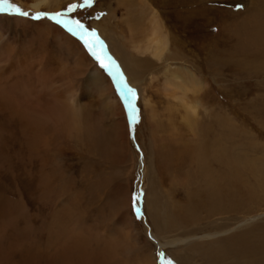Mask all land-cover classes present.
<instances>
[{
    "label": "rangeland",
    "instance_id": "rangeland-1",
    "mask_svg": "<svg viewBox=\"0 0 264 264\" xmlns=\"http://www.w3.org/2000/svg\"><path fill=\"white\" fill-rule=\"evenodd\" d=\"M7 2L30 15L0 11V217L4 223L9 220L0 237V264H53L47 258L52 254L60 256L55 264H233L229 258L212 261L181 245L161 246L164 240L232 228L246 217L258 218L241 231L264 227V180L242 168L229 172L224 158L211 159L212 174L187 160L172 164L181 146L168 137L164 81L180 66L201 83L196 127L200 136L206 131L207 148L227 145L233 161L242 150L249 157L252 151L260 152L262 146L256 144L264 145V0H146L144 9L138 8L139 0H130V8H124L123 0H93L91 7L72 12L68 7L84 0H49L41 10L32 8L35 0ZM145 8L161 14L170 36L167 59L177 61L169 59L162 64L165 68L148 56L140 58L133 45L109 28L96 26L111 21L120 36L130 37L121 24L126 10L134 23ZM56 12L95 30L105 45L102 54L115 61L136 92L138 123L130 124L120 90L84 41L49 16L33 18ZM190 96L188 101L196 102ZM143 99H151L154 121ZM23 115H31L39 130L29 127ZM261 168L264 175V165ZM210 190L224 202L210 205ZM60 225L76 231L83 240L80 247L73 246L77 235L69 236ZM256 229L257 235L264 234V228ZM7 246L11 251L2 254Z\"/></svg>",
    "mask_w": 264,
    "mask_h": 264
},
{
    "label": "bare ground",
    "instance_id": "bare-ground-1",
    "mask_svg": "<svg viewBox=\"0 0 264 264\" xmlns=\"http://www.w3.org/2000/svg\"><path fill=\"white\" fill-rule=\"evenodd\" d=\"M132 1V0H131ZM140 1V5L138 6V8L140 9V6L142 4H144L145 6L147 5L146 0H139ZM123 6L124 8H130L131 4L133 5L134 3H131L130 0L126 1L123 0ZM130 3V5H126ZM138 3V2H137ZM49 4V0H35V2L32 4V8L34 10H41L43 7H46ZM136 6V5H135ZM117 7V6H116ZM121 7V6H120ZM137 8V7H136ZM142 9H144L141 6ZM151 8V7H150ZM146 9V8H145ZM131 10V9H130ZM136 10V9H135ZM112 11V10H111ZM139 10H137L136 13H138ZM149 12V13H148ZM126 16L125 17V21H122L121 24H123L122 26L125 25L128 33L130 34V37L127 35H122L120 36V32L117 33L116 32V28L117 27H113L112 23L110 22H100L98 23L96 26L99 28H104L107 29L109 28L112 33H116L115 36L118 37V39H122V42H128L131 45H133L135 53L140 57L143 58V56H148L150 58H152V60L154 61V63L156 65H162L163 63H165L166 61L168 62V60L170 58L167 59V55L168 52L171 50L172 47V43L170 40V36L167 33L166 27H165V23L163 20V17L161 16L160 13H158V11L156 9H146V11L144 12L143 16L141 17H136L138 19L135 20L134 23H132L131 18L129 19V13H127V10L125 12ZM117 15V14H116ZM133 16V15H132ZM116 17V16H115ZM108 18V17H107ZM116 19V18H115ZM120 19V18H119ZM122 19V18H121ZM112 20V19H111ZM114 20V18H113ZM117 21V20H116ZM119 23V20H118ZM51 25V24H50ZM115 25V24H113ZM113 27V28H110ZM117 26V25H115ZM59 29V28H58ZM100 31V30H99ZM62 32V31H61ZM135 34L138 36L135 39ZM64 35V34H63ZM105 35V34H104ZM114 36V37H115ZM67 41V39H66ZM73 42V41H72ZM117 43V42H116ZM174 44V43H173ZM62 45V44H61ZM75 45V44H74ZM73 45V47H74ZM79 45V44H78ZM70 46V45H69ZM115 48V47H114ZM118 48V47H117ZM185 48V47H184ZM80 49V48H79ZM116 49V48H115ZM119 49V48H118ZM171 52V51H170ZM169 52V53H170ZM115 54V53H114ZM121 57V56H119ZM190 59V58H189ZM212 59V58H211ZM122 60V59H121ZM170 60H176V57H171ZM177 61V60H176ZM196 62V61H195ZM182 63V62H181ZM216 63V62H215ZM175 65V64H174ZM127 66V65H126ZM125 66V68H126ZM163 66V65H162ZM165 66V65H164ZM163 66V67H164ZM174 67V66H173ZM196 67H198L196 65ZM165 68V67H164ZM168 67H166L167 69ZM191 68V67H190ZM178 70H174V71H168L169 74L168 76L165 78L164 81V92L167 93L168 98V106H167V111L169 112V125H168V137L172 138L171 141L173 143H177L179 142L180 146H181V150H178L179 153V158L176 160L173 158L172 160V164L174 163V166H179L180 164H182L183 161L187 160V162H189L190 164H192L194 167H197L199 170L201 169V171L205 172L206 174H212L214 172V169L211 167V159L214 158H224L225 161L223 162L226 166V168H229V172L230 170H233L234 172L238 171V168H242L244 170H249L250 173L252 174V176H256L258 179H260L259 181L262 182L264 175H262V168L264 165V162H262V159L264 157V145H260L259 143L256 144L259 146H262V149L260 152H254L252 151L251 154H253L254 156H248L246 154V152H244L243 150L240 151V153L238 154V156L235 158L231 157V154H229V150L227 147V145L221 146V148L219 149V147H214L215 145L210 146L211 142H209V148H207V144L203 143L204 138H205V132L203 133L202 131H200V134H198V129L196 127L197 121L200 120V114H199V110L202 107L201 103H200V95L202 92V85L200 82L197 81V77H194L193 75L190 76L189 71L185 70L184 68L177 66ZM163 71V70H162ZM167 72V70H166ZM92 73V72H91ZM142 73V72H141ZM161 73V71H160ZM159 73V74H160ZM95 74L97 75L98 79L102 76L100 74V72L97 70L95 72ZM195 74V73H194ZM164 75V73H163ZM91 76V75H89ZM196 76V75H195ZM95 77V76H94ZM200 77V76H199ZM91 78V77H90ZM103 78V77H102ZM199 79V78H198ZM97 80V79H96ZM104 80V79H103ZM101 81V80H99ZM104 82V81H103ZM106 83V81H105ZM132 83V82H131ZM110 84V83H109ZM144 84V83H143ZM149 84V83H148ZM108 86V85H107ZM139 88V87H138ZM204 88V87H203ZM108 93V92H107ZM145 94V93H144ZM163 94V93H162ZM190 94H192V98H194V100H196V102H190L188 101L189 99H191ZM1 95V94H0ZM166 96V95H165ZM148 97V95H147ZM30 99V98H29ZM149 99V98H148ZM148 99H143V103L145 104L146 108H149V116L150 119L154 121L155 119V114L153 113V109H150V107L152 106L150 101ZM7 101V100H6ZM9 101V100H8ZM11 101V99H10ZM9 101V102H10ZM12 102V101H11ZM5 103V102H4ZM8 103V102H6ZM13 103V102H12ZM74 104V103H73ZM110 104V103H109ZM76 105V104H75ZM112 105V104H110ZM79 106L76 107V109H78ZM75 109V106L73 107ZM68 109V108H67ZM71 109V108H70ZM80 109V108H79ZM63 110V109H62ZM73 110V109H72ZM19 111V110H18ZM23 111V110H22ZM28 111V110H27ZM25 112V111H23ZM38 112V111H37ZM119 112V111H118ZM156 112V111H155ZM65 113V112H64ZM79 114V112L77 113V115ZM68 115V114H67ZM148 115V114H147ZM31 115H26L23 117H26V124H28L29 127L32 126V129L35 130H39L38 126H36L37 123L33 122L32 123V117H30ZM81 116V115H80ZM225 117V116H224ZM223 117V119H224ZM17 118V117H16ZM157 118V117H156ZM76 119V118H75ZM78 119V118H77ZM81 119V118H80ZM68 120V119H67ZM78 120H76L77 122ZM81 122V121H80ZM150 122V121H149ZM221 123V122H220ZM37 128H36V127ZM27 127V126H26ZM25 128V127H24ZM123 128V127H122ZM228 128V127H227ZM121 129V128H120ZM162 129V127H161ZM28 130V129H26ZM225 131V130H224ZM222 131V132H224ZM226 132V131H225ZM31 133V132H29ZM37 133V132H36ZM35 135H39L36 134ZM41 133V132H40ZM227 134V133H226ZM34 135V136H35ZM124 135V134H123ZM154 135V134H153ZM219 135V134H218ZM40 136V135H39ZM38 136V137H39ZM220 136V135H219ZM218 136V137H219ZM228 136V134H227ZM226 136V137H227ZM156 137V136H155ZM202 137L201 142H199V139ZM225 137V136H224ZM231 137V136H229ZM27 138V137H26ZM31 138V137H29ZM43 137H41L42 139ZM38 139V138H37ZM220 139V138H219ZM228 139V138H227ZM29 140V139H28ZM34 140V139H33ZM39 140V139H38ZM223 140V139H222ZM232 140V139H231ZM221 141V140H220ZM250 141V139H249ZM42 142V141H41ZM214 142V141H213ZM233 142V141H232ZM248 142V141H247ZM253 142V141H252ZM32 143V142H31ZM43 143V142H42ZM41 143V144H42ZM221 143V142H220ZM227 143V142H226ZM229 143V142H228ZM36 144V143H35ZM47 145V143H45ZM215 144V142H214ZM218 144V143H217ZM231 144V143H229ZM247 144V143H246ZM253 144V143H252ZM26 145V144H25ZM40 145V144H39ZM45 146V145H44ZM43 146V147H44ZM50 146V145H49ZM243 146V145H242ZM250 146V145H249ZM258 146V147H259ZM25 147V146H24ZM46 147V146H45ZM30 148V147H28ZM39 149V147L37 148ZM250 149V148H249ZM248 149V150H249ZM255 149V148H253ZM53 150V149H52ZM38 151V150H37ZM48 153L49 149L46 150ZM176 151V150H175ZM32 152V151H31ZM56 152V150H55ZM233 152V151H232ZM248 152V151H247ZM29 153V152H28ZM33 153V152H32ZM39 153V151H38ZM238 153V151L236 152ZM41 154V153H39ZM43 154V153H42ZM41 154V155H42ZM33 154H31L32 156ZM55 155V154H54ZM30 156V155H29ZM38 156V155H36ZM33 157V156H32ZM42 157V156H41ZM44 157V156H43ZM47 158V156H45ZM51 157V156H50ZM54 157V156H53ZM37 159V157H36ZM38 159H40V157H38ZM50 159V158H49ZM41 160V159H40ZM38 160V161H40ZM44 160V159H43ZM46 160V159H45ZM55 160V159H53ZM52 160V161H53ZM216 160V159H215ZM223 160V159H222ZM259 160V161H258ZM181 161V162H180ZM214 161V160H213ZM219 161V160H218ZM264 161V160H263ZM41 162V161H40ZM38 162V163H40ZM56 162V161H54ZM47 163V162H46ZM53 163V162H52ZM220 164V163H219ZM215 166V165H213ZM44 167V166H41ZM28 170V169H27ZM34 171V170H33ZM29 172V171H28ZM27 173V172H26ZM36 173V171H35ZM24 174V173H22ZM33 174V173H32ZM245 174V173H244ZM244 174H240L243 175ZM44 175V174H42ZM49 175V174H48ZM239 175V176H240ZM28 176V175H27ZM34 176V175H33ZM189 176V175H187ZM213 176V175H212ZM215 176V175H214ZM225 176V175H224ZM229 176V175H228ZM234 176V175H233ZM47 177V176H46ZM231 177V176H230ZM229 178V177H228ZM256 178V179H257ZM45 179V178H44ZM248 179V178H247ZM246 179V180H247ZM46 180V179H45ZM207 180V179H206ZM234 180V179H233ZM241 180V179H240ZM252 180V179H251ZM44 181V180H43ZM213 181V180H212ZM236 181V180H235ZM233 181V182H235ZM238 181V180H237ZM254 181V180H253ZM48 182V181H47ZM217 182V181H216ZM232 182V181H231ZM247 182V181H246ZM215 183V182H214ZM211 184V182H210ZM237 184V183H236ZM264 184V183H263ZM184 185V184H183ZM206 185L208 186L209 184L206 183ZM214 185V184H213ZM218 185V184H217ZM225 185V183H224ZM223 185V186H224ZM239 185V184H237ZM249 184H246V187ZM251 185V184H250ZM257 185V184H256ZM255 185V186H256ZM30 186V185H29ZM201 186V185H200ZM199 186V187H200ZM219 186V185H218ZM217 186V188H219ZM254 186V187H255ZM260 186V185H259ZM204 187V186H203ZM230 187V186H229ZM236 187V186H235ZM245 187V186H244ZM262 187V186H261ZM206 188V187H205ZM209 188V187H208ZM213 188V187H211ZM248 188V187H247ZM207 189V188H206ZM225 189V188H224ZM232 189V188H231ZM237 189V188H236ZM242 189V188H241ZM43 190V188H42ZM214 191V189H212ZM210 190V198L208 200V202H210V205L212 204L213 207L216 206L220 201H223L224 199H219V197H217V195H214V192ZM221 190V188H220ZM219 190V191H220ZM228 190V189H227ZM249 190V189H248ZM44 191V190H43ZM218 190L216 192H219ZM28 192V191H27ZM199 192V191H198ZM208 192V191H205ZM243 192V191H242ZM241 192V193H242ZM245 192V191H244ZM254 192V191H253ZM252 192V193H253ZM3 193V192H2ZM221 193V192H220ZM229 193V192H228ZM240 193V192H239ZM250 193V192H249ZM257 193V192H256ZM44 194V193H43ZM198 194V193H197ZM237 194V193H235ZM4 195V194H3ZM209 195V194H208ZM213 195V196H212ZM228 195V194H227ZM250 195V194H249ZM253 195V194H252ZM251 195V196H252ZM41 196V195H40ZM200 196V195H199ZM202 196V195H201ZM207 196V195H206ZM221 196V195H220ZM230 196V197H229ZM229 198L231 199V195L229 194ZM247 196V195H246ZM245 196V197H246ZM257 196V195H256ZM225 197V196H224ZM227 197V199H228ZM243 199L245 198L244 196H242ZM191 199V198H190ZM195 199V198H194ZM200 200V199H199ZM4 201V200H3ZM192 201V200H191ZM202 201V200H201ZM206 201V200H205ZM229 199H228V203H229ZM207 202V201H206ZM224 202V201H223ZM222 202V203H223ZM25 203V202H24ZM243 203V202H242ZM151 204V202H150ZM204 204V203H203ZM203 204H201V206H203ZM230 204V203H229ZM248 204V203H247ZM190 205V204H189ZM200 205V204H199ZM198 205V206H199ZM206 205V204H204ZM3 206V205H2ZM196 206V205H195ZM222 206V205H220ZM244 206V205H243ZM242 206V207H243ZM1 207V206H0ZM200 207V206H199ZM212 207V206H211ZM225 207H227V205L225 204ZM236 208V206H234ZM241 207V206H239ZM204 208H206L204 206ZM217 208V207H216ZM216 208L214 211H216ZM223 208V207H222ZM211 209V208H210ZM230 209V208H229ZM234 209V208H233ZM245 209V208H244ZM243 209V210H244ZM250 209V208H249ZM187 210V209H186ZM192 210V208H191ZM196 210V209H195ZM194 210V211H195ZM199 210V209H198ZM208 210V209H207ZM206 210V211H207ZM220 210V209H219ZM225 210V209H224ZM241 210V209H240ZM239 210V212H240ZM188 211V210H187ZM210 211V210H209ZM213 210H211L212 212ZM191 212V211H190ZM227 212V211H226ZM184 213V212H183ZM189 213V212H188ZM196 213V212H195ZM209 213V212H207ZM234 213V212H233ZM236 213V212H235ZM238 213V212H237ZM187 214V213H186ZM215 214H217V212H215ZM189 215V214H188ZM192 215V213L190 214ZM212 215V214H210ZM231 215V214H229ZM238 215V214H235ZM247 214H245L244 216H246ZM193 216V215H192ZM191 216V217H192ZM214 216V215H212ZM189 217V216H188ZM196 217V216H195ZM216 217V216H215ZM214 217V218H215ZM218 217V215H217ZM229 217V216H228ZM187 218V217H186ZM197 218V217H196ZM212 218V217H211ZM244 218V217H243ZM258 218V217H257ZM257 218H250V217H246L243 220L239 221L240 223H236L237 225L230 228V229H218V231H209L206 233H203L202 235H200L198 233L197 234H189V235H185L183 236V238L181 239H172L169 241L168 240H164V243H161V246L163 248L164 247H177L179 245H181V248L184 249H188V251L192 250L194 251V253L196 252L197 254H201V255H205L207 256V258L211 259L212 261H216L219 259H227L228 260L231 259V261L233 262V264H264V234L263 235H257L254 231L255 227H257L256 231H258L260 228H264L263 226L260 225H255L252 227H248L249 229H245V230H240L243 227H247L250 224H252L254 221H256ZM189 219V218H188ZM234 219V218H233ZM0 237H2V233L5 234V231L3 232L4 228L9 224V220L5 223L3 222L4 219L0 217ZM193 220V219H192ZM59 221V220H58ZM71 221V220H70ZM190 221V219H189ZM233 222V221H232ZM61 223V222H60ZM235 225V224H234ZM61 226V225H60ZM233 226V225H232ZM66 227V228H65ZM65 229L68 232V235H73L76 234L77 238L76 239L78 242H75L73 244V246H75V248H78L81 246V237L76 233V231L74 229H72L70 226H66L65 225ZM254 227V228H253ZM62 229H64L61 226ZM251 228V229H250ZM260 229V230H262ZM85 230V229H84ZM51 231V229H50ZM188 232V231H187ZM58 234V233H57ZM61 234V233H60ZM58 234V235H60ZM80 234V233H79ZM188 234V233H187ZM259 234V233H258ZM67 235V234H65ZM87 237V236H86ZM224 237V238H223ZM83 238V237H82ZM52 239V238H50ZM67 239V238H66ZM69 239V238H68ZM53 240V239H52ZM82 240V239H81ZM4 241V240H3ZM83 241V240H82ZM85 241V240H84ZM51 242V240H50ZM80 242V243H79ZM53 246H55L54 241L51 242ZM57 243V241H56ZM84 243V242H83ZM10 245V244H9ZM16 245V244H15ZM47 245V244H46ZM87 246V245H86ZM1 247V246H0ZM88 247V246H87ZM10 246H7V248L5 249V251H2L1 253L4 254L6 251L10 250ZM61 248V247H60ZM4 249V248H2ZM48 249V248H47ZM57 250V249H56ZM11 251V250H10ZM41 251V250H40ZM48 251V250H47ZM62 251V250H61ZM191 251V252H192ZM56 252V251H55ZM82 252V251H81ZM101 252V251H100ZM13 253V252H12ZM29 253V252H28ZM27 253V254H28ZM42 253V252H41ZM9 254V253H8ZM43 254V253H42ZM50 254V252L47 253V255ZM40 255V254H39ZM102 255V253H101ZM31 256V255H30ZM42 256V255H41ZM50 256V257H49ZM47 258L49 260L50 263L53 262V264L56 263L58 257L60 258V256L58 254H52L49 255ZM83 256V255H82ZM85 256V255H84ZM45 257V256H44ZM64 257V256H63ZM6 258V257H5ZM10 258V257H9ZM85 258V257H84ZM82 259V258H81ZM26 260V259H25ZM43 260V259H42ZM8 262V261H7ZM101 262V261H100ZM11 263V262H9ZM222 263V262H221ZM46 264V262H45ZM89 264V263H88ZM231 264V263H230Z\"/></svg>",
    "mask_w": 264,
    "mask_h": 264
},
{
    "label": "snow or ice",
    "instance_id": "snow-or-ice-1",
    "mask_svg": "<svg viewBox=\"0 0 264 264\" xmlns=\"http://www.w3.org/2000/svg\"><path fill=\"white\" fill-rule=\"evenodd\" d=\"M2 3L3 6L0 7V11L7 12L11 10L15 14L24 17L30 15L28 12L22 11L19 7L9 4L7 0H2ZM92 4H93V0H84L83 4L70 5L67 9V12H72L77 7H81V8L85 6L91 7ZM41 16H49V18L55 20L57 24H61L63 27H65L72 35L79 36V38L84 41V44L85 46L88 47V50L91 53V55L94 56L95 59L100 63V67L106 70L110 76H112L113 80L115 81L118 87V90H120L121 98L123 99L124 106L127 109V114L130 124L135 125L136 123H138L139 110L135 104L136 92L133 88L128 86L123 74L119 71V67L118 65H116L115 61H113L110 56H107L106 53L102 54L104 52L105 45L103 44L102 41H100L95 30L89 31L79 21L65 18L64 12H56L54 14L36 13L33 18L40 19ZM85 37L94 38V42H90V40L86 39ZM97 44L100 47L99 52L96 50ZM105 59L108 60V63L104 62ZM138 200H139V195H135L133 197V206L135 208L137 215L139 216L140 209L138 207H135V203ZM161 256H163V254H161ZM166 264H174V262L172 260H167Z\"/></svg>",
    "mask_w": 264,
    "mask_h": 264
}]
</instances>
